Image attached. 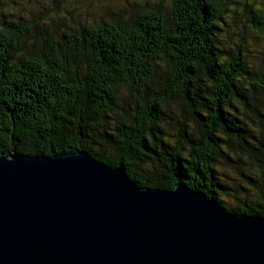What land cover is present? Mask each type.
<instances>
[{"label":"trees","instance_id":"trees-1","mask_svg":"<svg viewBox=\"0 0 264 264\" xmlns=\"http://www.w3.org/2000/svg\"><path fill=\"white\" fill-rule=\"evenodd\" d=\"M221 12V0H171L63 29L3 13L0 155L86 151L141 187L183 183L228 213L264 217V60L249 65ZM248 13L264 37V7ZM223 163L260 198L224 203L241 199Z\"/></svg>","mask_w":264,"mask_h":264},{"label":"water","instance_id":"water-1","mask_svg":"<svg viewBox=\"0 0 264 264\" xmlns=\"http://www.w3.org/2000/svg\"><path fill=\"white\" fill-rule=\"evenodd\" d=\"M0 264H264V217L141 187L86 151L0 155Z\"/></svg>","mask_w":264,"mask_h":264},{"label":"rangeland","instance_id":"rangeland-1","mask_svg":"<svg viewBox=\"0 0 264 264\" xmlns=\"http://www.w3.org/2000/svg\"><path fill=\"white\" fill-rule=\"evenodd\" d=\"M145 4L171 5V0H20L18 3L4 2L0 3V15L3 13H11L17 17H22L27 20L44 17L46 21L52 20L61 29L64 26L79 27L86 25L94 19L114 17L115 14L121 12L129 13L138 6ZM248 5V6H247ZM253 8L264 7V0H221L222 16L230 21L233 20L230 31L234 33L235 41H240V36H245L247 47V61L249 65L257 62L258 57L260 62L264 60V37L254 33L251 22V15L248 13L249 6ZM237 10V15L234 12ZM44 14V15H43ZM223 18V19H224ZM51 23V22H50ZM50 26H53L50 24ZM219 34L222 39L226 36L227 28L221 25ZM47 28V26H43ZM55 28V25L52 27ZM244 31V34H243ZM225 39V38H224ZM251 126L253 124L250 123ZM235 160V159H234ZM247 171L255 173L257 168H252L249 160L245 159ZM224 168L221 169V179L229 189V193L235 196V191L240 190V199L236 200L230 196H223V202L236 206L238 202H244L249 199L258 200L260 196L258 192L246 184L239 178L238 171L234 165L223 163Z\"/></svg>","mask_w":264,"mask_h":264}]
</instances>
